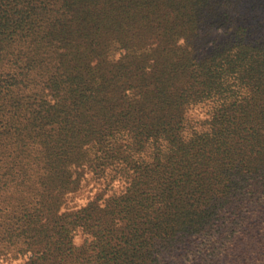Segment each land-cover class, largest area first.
<instances>
[{
    "label": "trees",
    "instance_id": "1",
    "mask_svg": "<svg viewBox=\"0 0 264 264\" xmlns=\"http://www.w3.org/2000/svg\"><path fill=\"white\" fill-rule=\"evenodd\" d=\"M17 263L264 264V0H0Z\"/></svg>",
    "mask_w": 264,
    "mask_h": 264
},
{
    "label": "rangeland",
    "instance_id": "2",
    "mask_svg": "<svg viewBox=\"0 0 264 264\" xmlns=\"http://www.w3.org/2000/svg\"><path fill=\"white\" fill-rule=\"evenodd\" d=\"M96 193L95 184L90 183L86 189L74 200V204H84L88 198L93 197ZM19 264V263H17Z\"/></svg>",
    "mask_w": 264,
    "mask_h": 264
}]
</instances>
